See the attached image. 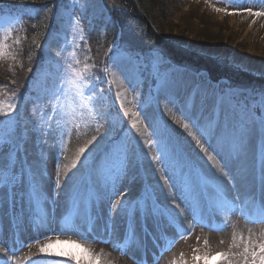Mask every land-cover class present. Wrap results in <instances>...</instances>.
<instances>
[{
	"label": "snow or ice",
	"instance_id": "snow-or-ice-1",
	"mask_svg": "<svg viewBox=\"0 0 264 264\" xmlns=\"http://www.w3.org/2000/svg\"><path fill=\"white\" fill-rule=\"evenodd\" d=\"M260 3L264 4V0H260ZM245 11L253 16H264V11H253L251 8ZM22 20V16H14L11 11L5 15L3 8H0V30L5 33L4 42H0V57L8 55L10 49L6 40ZM16 43H20L19 39ZM37 47L41 45L37 44ZM55 57L58 58L57 71L52 76V82L43 89V95L34 101H44V108H50V112L41 111L39 121L35 108L25 119L18 115V102L0 101V121L3 122L0 124V214L5 212L7 206L13 217L27 220L33 229L29 239L36 240L40 253H46L48 245L40 243L38 237L52 231L50 225L53 222H59V228L55 229L57 231L71 232L83 239H96L108 244H114L111 236L117 234L118 221L128 222L142 229L151 228V239L157 248L168 237L169 229H179L176 236L185 232L190 234L197 224L220 231L228 226L230 217L236 214L249 223L264 224V153L260 159L259 195L255 192V181L247 198L239 192L231 196L229 190L235 188L237 183L231 167L233 156L239 153L245 137L251 132L259 128L264 133V88L249 89L228 81L213 85L201 77L204 90L201 106L197 108L193 98L192 106L188 109L187 94L180 101L185 105L183 108L167 95L178 89L180 82L160 77L159 87L164 91L165 100L180 112L182 119L173 114V123L170 124L163 114L150 116L145 105L152 103L153 98L149 96L146 99L142 92L137 93L138 111L130 112L123 101L120 102L123 115L133 117L123 138L97 148L107 135V128L105 132H100L99 121L110 122L111 108L105 107V90L97 89L96 84L104 82L103 76H119L135 91V85L128 75V64L131 62L128 49L114 38L109 51L105 53L108 64L101 76L90 72L88 64L82 69L72 64L62 67L61 51H57ZM75 63L79 64V61ZM28 71L31 72L32 68ZM15 97L16 93H13ZM116 99H120L119 92ZM141 117L146 121L143 128L138 124ZM87 119L96 122L97 134L78 149L76 160L79 164H74V170L66 172L63 177L57 175L52 194L49 195L45 187L48 173L44 151L46 148L58 149L59 142L66 133L71 132L72 126L78 127L75 121ZM174 124H179L183 130L180 135H177ZM29 139L39 149V155L34 159L29 158ZM152 151L155 155L149 164L155 166L153 174L158 172L163 184L157 182L151 192L145 190L144 194L135 196L130 195L128 189L121 192L120 187L129 173ZM165 187L168 195L162 199ZM117 192H120V196L113 200ZM169 196L172 197L170 205L167 203ZM61 201L64 213L57 221L56 207L60 206ZM181 204L191 216L186 227L181 213L177 211ZM105 216L108 223L104 225V235L98 237L93 234V221L95 218L99 222ZM221 216L225 219L217 223ZM19 227L17 225V231L11 233L10 243L0 238V245H4L0 247V253L12 252L14 255L26 243L17 238ZM132 231L135 235L136 228L133 227ZM175 238L168 239L169 247ZM207 243L206 240L205 245ZM161 250L166 251L167 248ZM87 251L91 254V249ZM121 252L128 254L122 249ZM48 255L65 257L64 264H84L71 253ZM212 255L220 257L222 264H264V232L255 238L251 230L247 237L241 234L239 238L233 232L226 250L205 253L200 258L206 260ZM11 259L8 257V260ZM96 259V255L91 254L87 264H93ZM193 259L197 257L193 256ZM3 264H7V261ZM27 264H32V260L29 259Z\"/></svg>",
	"mask_w": 264,
	"mask_h": 264
},
{
	"label": "rangeland",
	"instance_id": "rangeland-1",
	"mask_svg": "<svg viewBox=\"0 0 264 264\" xmlns=\"http://www.w3.org/2000/svg\"><path fill=\"white\" fill-rule=\"evenodd\" d=\"M41 2L43 1L41 0ZM153 2L159 8L165 9L157 17L156 26L153 28H155L158 38L164 40L167 46L185 49L187 52L197 54L204 60L211 58L216 63L223 61L248 75L264 77V16H253L245 11L249 8L253 11H264V4L260 3V0H154ZM108 5H112L110 0H54L50 6L53 10L51 21L56 32L48 33L42 40V44L36 39L32 41L31 46L37 50L38 59L33 64L31 72L24 70L20 64L18 66V62L15 60L23 40V27L18 24L6 40L10 49L8 55L0 57V101L4 103L18 102V115L25 119L31 115L33 108L36 109L37 121L40 119L42 110L50 112V108H44V101L36 103L34 101L43 95V89L52 82V76L57 71L58 58L55 57L57 51L62 52V67L66 68L67 64H72L73 67L82 69L85 64H88L90 72L101 76L103 68L108 64L105 53L109 51V47L105 49L101 42L91 38L94 33L92 30L95 29L97 21L109 16ZM43 13L44 11L41 14ZM4 37V31L0 30V42H4ZM158 38L156 39L158 40ZM18 39L20 43H16ZM159 40L158 42H162ZM118 41L121 44V41ZM37 44L41 47L38 48ZM150 50L141 55L139 59L133 51L128 50L131 57V62L128 64V75L135 85V91L119 76H103L104 82L96 84L97 89L105 90V107L111 108L110 122L106 124L103 119L99 121L100 132H105L107 128V135L100 142V145H97V148L108 144L110 141L116 142L123 138L133 117L123 115L120 102L123 101L124 106L130 112L138 111L137 100L135 99L137 93L142 92L146 99L149 96L153 98L152 103L145 105L150 116L163 114L164 119L171 124L172 118L169 119L168 114H166V110L171 109L173 110V113L170 112L171 114L182 119L180 112L165 100L164 91L159 87L160 77H167L169 80L179 81L182 85L185 84L184 91L178 97L183 98L187 94L188 109L192 106L193 98H195L197 106L199 108L201 106L204 91L201 87V77L213 85L219 81H228L233 85L236 83L227 74L217 77L218 79H211L198 66L190 68L185 61L170 60L166 55V49L160 48L158 45L151 46ZM155 57H159V59L157 60ZM77 60L79 64L75 63ZM20 77H23V80H19ZM109 88L111 89L110 92L108 91ZM117 92L120 93L119 100L116 99ZM13 93H16L15 98H13ZM167 95L176 101L179 107H185L179 103L178 97H173L171 93H167ZM2 123L0 121V124ZM145 123L146 121L142 117L138 119L141 128L144 127ZM75 125L78 127L72 126L71 132L66 133L59 142L58 149L46 148L44 151L48 173L45 187L49 195L52 194L57 175L63 177L66 172L74 170V164H79L76 160L78 149L97 134L96 122L91 119L77 120ZM177 135H180L178 131ZM27 147L30 159L39 155V149L34 147L31 139H29ZM242 148V154L240 153L241 150L239 151L243 157L241 161H248L251 165V174L256 176L251 178L249 185L237 182L236 187L229 190L231 196H236L239 192L242 197L247 198V194L252 189L253 181H255L256 195H259V169L261 154L264 153V133L259 128L251 132L249 136L245 137ZM145 151L148 150L145 149ZM153 155H155L154 151L151 152L147 161L146 159L141 161L136 169L129 173L123 182V186L120 187L121 192L128 189L130 195L135 196L144 194L145 190L151 192L157 182L163 184V181L160 180V174L158 172L153 174L155 166L149 164ZM234 159L235 155L231 164ZM253 166L255 168L254 174ZM231 167L233 173L237 175L234 165ZM225 184L227 185V180H225ZM165 189L168 190L167 187ZM132 190L136 191L133 193ZM119 196L120 192H117L113 200L118 199ZM161 198L163 199V197ZM169 201L172 203L171 196ZM170 202L167 203L170 205ZM177 203L179 204L180 201L177 200ZM184 210L183 204L177 209L183 213L182 220L186 227L191 216L188 212L185 214ZM63 213L64 208L61 201L60 206L56 207L58 220ZM224 219L225 217L221 216L216 222L222 223ZM93 223L95 227L93 234L98 237L103 236L104 225L108 223L106 216L99 222H96L94 218ZM17 225L20 226L17 238L25 240L26 243L19 247L14 255L12 252L0 253V257L3 258L0 260V264H3L4 261H7V264H27L29 259L32 260V264H64L65 257L48 255V253L57 252L71 253L77 259L82 260L84 264H87L91 254H95L97 257L93 264H173V261L175 264H185V262L186 264H222L220 257L216 255H212L206 260L200 257L205 253L226 250L231 243L233 232L236 233L237 238L241 234L247 237L249 230H251L254 238L260 232H264V224L249 223L243 216L236 214L230 217L228 226L220 231L202 228L197 224L190 230V234L185 232L183 235L176 236L179 229H169L168 237L162 241L161 247L157 248L151 239V228L142 229L140 226L130 225L128 222L118 221L117 234L111 236L114 244L101 243L96 239H83L67 231H57L55 229H58L60 225L58 222H53L50 225L53 230L38 237L40 243L52 242V250L40 253L36 247V240L29 239L33 235V229L29 222L18 216L13 217L10 209L5 206V212L0 214V238L4 239L6 243H10L11 233L17 231ZM133 227L136 228L135 235H133ZM145 233L148 235L146 236ZM173 236L176 237L175 242L169 247L168 239ZM70 238L76 240L73 249L63 243L64 239ZM206 240L207 245H205ZM84 243L94 246L96 244L95 250L91 249L90 255L86 252L88 248L85 250L81 247ZM3 246L0 245V247ZM162 248H167V250L161 253ZM121 249L128 254H122ZM193 256H196L197 259L194 260ZM8 257H12V259L8 260Z\"/></svg>",
	"mask_w": 264,
	"mask_h": 264
},
{
	"label": "trees",
	"instance_id": "trees-1",
	"mask_svg": "<svg viewBox=\"0 0 264 264\" xmlns=\"http://www.w3.org/2000/svg\"><path fill=\"white\" fill-rule=\"evenodd\" d=\"M42 1L0 0V8H3L5 15L11 11L12 15L23 17V20L18 23L23 27V40L16 53L17 59L15 60L18 62L17 65L19 66L20 64L24 70L32 68L38 59L37 50L31 46L32 41L36 39L42 44V40L48 33L56 32L51 21L53 10L50 6L54 0ZM110 1L112 5H108L110 9L109 16L98 20L95 29L92 30L94 33L91 39L101 42L103 48L107 49L115 38L121 41V45L124 48L133 51L138 57H141V55L151 49V46L158 45L160 48L166 49V55L170 60L185 61L190 68L198 66L211 79H218L227 74L233 81H236V86L253 87L259 90L264 88V77L248 75L223 61L216 63L211 58L204 60L197 54L187 52L185 49L167 46L164 40L158 38V34L153 28L156 26L157 17L165 10L159 8L153 2L154 0ZM156 8L160 10L158 11ZM43 11L44 13L41 14ZM156 38L162 42H158ZM19 80H23V77H20Z\"/></svg>",
	"mask_w": 264,
	"mask_h": 264
},
{
	"label": "bare ground",
	"instance_id": "bare-ground-1",
	"mask_svg": "<svg viewBox=\"0 0 264 264\" xmlns=\"http://www.w3.org/2000/svg\"><path fill=\"white\" fill-rule=\"evenodd\" d=\"M184 88H185V84L183 83V85L182 84H180V87L178 88V89H176V90H173L172 92H169V93H171V95L173 96V97H178L181 93H182V91H184ZM180 97V96H179ZM178 97V98H179ZM180 101H181V98H179V103H180ZM197 108H199L198 106H197ZM166 114H168V116H169V119L170 118H172V122H171V124L173 123V114H171L169 111H167L166 110ZM172 113H173V110H172ZM174 127L177 129V131H178V133L179 134H181L182 133V131L183 130H181L180 128H179V124H174ZM186 135V134H185ZM249 136V135H248ZM242 152H243V148H241V151H240V153L242 154ZM241 154H236L235 155V159H234V161H233V163L231 164V165H234V168L236 169V173H237V175H236V177H237V182H242L243 184H245V185H249L250 183H251V178L252 177H254V175H252L251 174V165H249V162L248 161H246V160H243V161H241L242 160V155ZM206 159V158H205ZM237 159V160H236ZM148 159H146V161H147ZM248 160H249V158H248ZM145 162V161H144ZM237 163V164H236ZM209 164H211V162H209ZM254 167V166H253ZM256 176V175H255ZM139 189V188H138ZM137 189V190H138ZM164 191H163V195H162V197L163 196H166V195H168V190H166L165 188L163 189ZM136 190H132V192L134 193ZM170 197V196H169ZM167 202H170L169 201V198H168V200H167ZM170 204H171V202H170ZM183 209V208H182ZM181 209V210H182ZM185 211V210H184ZM178 212H180L181 213V215H183V213L181 212V211H178ZM186 212L187 211H185L184 213L186 214ZM184 216V215H183ZM182 216V217H183ZM57 218V221H58V217H56ZM17 223V222H16ZM58 224H59V222H58ZM119 228V227H118ZM118 230V229H117ZM75 242H76V240L73 238V239H64V241H63V243H65V244H67V246L69 245V248L71 247V249H73L74 248V245H75ZM42 243H44V244H47L48 245V251H51L52 250V242H50V241H45V242H42ZM62 243V244H63ZM81 246V245H80ZM82 248H85V250H86V248H88V249H94L95 250V247H96V244H95V246L94 245H90V244H87V243H84V245H82L81 246ZM103 251H105L104 249H102ZM172 250V249H171ZM86 252H87V254L88 255H90V253H88L89 251H87L86 250ZM164 251H162L161 250V253H163ZM156 253V252H155ZM154 253V254H155ZM167 254V253H166Z\"/></svg>",
	"mask_w": 264,
	"mask_h": 264
}]
</instances>
